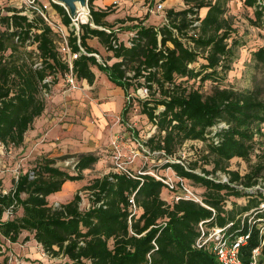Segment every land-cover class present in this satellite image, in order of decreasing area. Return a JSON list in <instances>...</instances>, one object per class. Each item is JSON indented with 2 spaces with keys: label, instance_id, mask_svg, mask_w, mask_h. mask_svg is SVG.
<instances>
[{
  "label": "trees",
  "instance_id": "1",
  "mask_svg": "<svg viewBox=\"0 0 264 264\" xmlns=\"http://www.w3.org/2000/svg\"><path fill=\"white\" fill-rule=\"evenodd\" d=\"M94 1L88 0L90 18L79 24L78 35L73 30L67 35L71 51L78 54L72 75L88 85L95 81L94 68L105 75L124 93L122 118L133 105L129 90L138 93L140 87L147 88V96L137 102L154 131L142 145L157 159H165L162 169L170 168L193 187H203L202 200L168 203L161 198L165 185L155 177L127 178L111 172L83 187L87 209L79 208V192L52 207L47 197L61 191L66 182L83 180V172L98 157L80 154L68 171L42 156L19 173L6 193L0 191V239L14 244L27 232L45 253L62 256V264H218L210 242L195 246L203 222L206 229H223L228 240L245 237L238 249L239 264H264L263 89L215 86L205 93L200 88L206 81L225 78L241 46L224 16L231 0H183L186 7L167 9L166 21L158 26L142 24L149 13L142 19L130 17L137 23L130 27L133 35L126 42L106 21L113 5L95 9ZM242 3L253 9L250 25L264 31V0ZM51 4L67 29L69 15L62 6ZM201 9H206L203 17ZM6 11L5 15L0 11V145L20 147L45 110L43 91L49 94L58 76L69 73V66L58 51L61 40L36 10L30 9L32 16L16 8ZM93 38L115 62L96 59L97 50L87 43ZM262 39L264 43V34ZM251 58L264 67V45L252 51ZM187 141L203 144L201 160L210 170L201 168L198 173L196 163L170 159ZM234 158L246 162L248 172L229 169ZM217 172L227 181L217 178ZM228 197L246 200L231 202L228 208ZM5 263L6 258L0 261Z\"/></svg>",
  "mask_w": 264,
  "mask_h": 264
},
{
  "label": "rangeland",
  "instance_id": "2",
  "mask_svg": "<svg viewBox=\"0 0 264 264\" xmlns=\"http://www.w3.org/2000/svg\"><path fill=\"white\" fill-rule=\"evenodd\" d=\"M160 1L162 0H147L150 2L148 9L152 10L154 5ZM181 2L184 3L183 0H171L170 7L163 4V12L170 8L174 11L184 9L186 6ZM103 3L109 2L103 0ZM46 6L47 9H44ZM6 8H16L29 16H32L30 9L36 10L37 14H39L37 10H44L43 14L48 20L46 22L56 32L57 41L64 40V37L68 41L67 34L70 28L67 26L65 30L61 16L54 9L50 0H0L2 15L7 14ZM62 8L70 18L80 20L77 15L70 14L67 8L63 6ZM148 13L150 16L153 15V21L157 26L165 20L162 13ZM224 16L235 29L233 36L240 40L241 46L238 47L232 69L225 78L216 83L204 82L200 87L201 91L208 93L215 86L235 90L257 87L262 88L264 94V67L256 65L251 58V52L264 45L262 39L264 31L253 27L249 22L254 18L253 9L245 7L242 0H231L226 4ZM129 18L127 17L126 20ZM118 23L116 20L112 21L113 30L117 38L121 40L120 34L125 33L128 27L127 25L121 27L117 25ZM87 43L97 50L95 57L99 62L111 64L116 61L112 58V54L99 44L97 39L93 42L87 41ZM57 46H59L58 43ZM96 73L99 78L95 79L93 85H88L81 80L70 85L65 76H58L57 83L51 87L48 96L44 97L45 110L42 115L45 116L46 121L42 123L40 129L36 130L35 123L30 130L32 132L26 133L27 140L25 139L20 147L0 145V191H8L19 173L31 169L42 156L55 159V165L61 169L72 171L76 157L87 153L96 155L97 163L83 172V180L78 181L76 187L70 184V187L63 189L62 192L50 194L59 193L56 202H49L50 206L57 207L66 203L72 199L76 192H79L81 196L79 208L87 209L89 200L83 187L94 178L115 172L116 162L122 163L123 167L134 175L144 172L153 177L176 182V175L170 168H161L165 159H157L155 153L148 151L142 145V141L154 131L146 116L140 113L137 98L144 96L130 89L129 94L134 100L133 105L126 117L122 118L120 113L126 101L123 91L113 86L107 78L105 81L98 70ZM48 80H51V77ZM188 83L192 84L193 81ZM198 86L199 82H196L194 87ZM103 104H115V108L101 111L99 115H95L93 107L100 108ZM202 148L203 144L199 141H187L170 159L184 163L194 162L198 165L196 169L198 173L201 168L210 170L211 166L203 165L201 160ZM254 161L253 157L252 163ZM229 169L243 175L248 172L249 165L234 158L229 162ZM224 176L220 172L216 173V177L219 179ZM260 185L264 188V180L260 181ZM193 189L201 202L205 189L197 185H194ZM169 195L171 197V194ZM245 200L244 198L228 197L226 206L230 208L231 202L242 204ZM172 202L173 199H171ZM4 218H7V214L4 215ZM4 258H6L5 264H62L65 261L60 255L52 256L45 253L42 247L33 240V236L27 232H23L14 244L0 239V261Z\"/></svg>",
  "mask_w": 264,
  "mask_h": 264
},
{
  "label": "built area",
  "instance_id": "3",
  "mask_svg": "<svg viewBox=\"0 0 264 264\" xmlns=\"http://www.w3.org/2000/svg\"><path fill=\"white\" fill-rule=\"evenodd\" d=\"M50 2L55 3V0H50ZM121 2V0H113L112 5H118ZM88 3V0H86V4ZM50 4V3H48ZM64 7V6H63ZM66 8V7H65ZM85 11V21L83 22L80 18L72 19L70 18V23L68 27L70 30H73L75 35H78L79 32V24L81 23H87L89 21V9H88V4L85 7H81ZM44 9H47V6L44 7ZM39 14L43 17L45 21H48L47 18L44 16L43 12L44 10H37ZM148 12H151L152 14H157V13H162L163 17H165V12H163V3L162 1L157 2L152 10H148ZM79 17V10H77V13L75 14ZM166 20H164L165 22ZM197 25V22L193 23V26ZM66 30V28H65ZM109 32V31H107ZM68 35V34H67ZM133 33L130 34L132 36ZM128 41V40H127ZM113 46L115 47L116 44L114 41H112ZM128 45L130 43L128 42ZM80 51L85 53L83 48L79 47ZM58 51L61 53L62 59L68 63L69 66V73L65 75L67 82L70 85H74L76 79L72 75V61L77 58V53H73L68 45L67 39L64 37V40H61L58 46ZM47 81V80H45ZM138 93L141 96H147V88L145 87H140L138 89ZM43 96L47 97L48 94L43 91ZM223 126V125H221ZM119 175H123L127 178H135L137 175L132 174L129 172L126 168L123 167V164L120 162H116V168L115 172ZM140 174H147V173H139ZM155 177V176H154ZM157 180L161 181L165 185V189L169 192H171V199L173 201H177L179 199H184V200H192L195 202H200V199L198 198L196 192L193 189V186L190 185L185 179H181L176 176V182H170L169 180L163 179V178H158L155 177ZM222 182L227 181V177H223L220 179ZM3 193H6L5 191H2ZM203 222L199 223V230L201 233V236L197 239L195 246L197 248H200L204 246L205 244H208L209 242L212 244V252L214 253L217 263L218 264H239L238 261V249L241 244H243L245 237H239L236 240H228L223 237L222 231L223 229L219 228H211V229H206L203 225Z\"/></svg>",
  "mask_w": 264,
  "mask_h": 264
},
{
  "label": "crops",
  "instance_id": "4",
  "mask_svg": "<svg viewBox=\"0 0 264 264\" xmlns=\"http://www.w3.org/2000/svg\"><path fill=\"white\" fill-rule=\"evenodd\" d=\"M112 1L113 0H108L109 3L105 4V3H103V0L102 1L101 0H95L93 2V5H94L95 9H104L107 6H111ZM155 1H157V0H155ZM170 2H171V0L162 1V3L165 4L167 7H170V5H171ZM181 3L184 5L183 2H181ZM149 4H150V2H147V0H121V2L118 5L112 6L113 13L111 15L107 16L106 21H108L109 23H112V21H114V20H116V21L125 20L123 23H118L117 25H119L121 27L127 25V27H128V30H126L125 33L120 34V36L122 37V39L120 41H123V42L127 41L129 35L131 33H133V29H131L130 27L137 23V21H129V20H126V18L132 17V18L142 19V17L148 13ZM118 7H120V8H118ZM183 7H185V6H183ZM205 13H206V9L200 10V16L201 17H203L205 15ZM142 24L143 25H156L153 21V15L152 16L149 15V17L146 20H144L142 22ZM93 41H96V38L88 40V42H93ZM93 71L95 73V79H98L99 76L96 73L97 70L95 69ZM101 75H102V78L105 81H107L105 79L106 78L105 75H103V74H101ZM82 82H85V81H82ZM110 108H115V104H103L100 108L97 106H94L93 107V113L95 115H99L101 111H105V110H108ZM38 119H40V120H38ZM35 121H34L32 126H34L36 123V127H37L36 130H37V129H40V126L43 125L42 123H44L46 121V119H45V116L42 115V117L40 116ZM30 132H32V131H30ZM48 135H49V133H48ZM25 139L27 140V138H25ZM76 183L77 182H73L72 184L76 187V185H77ZM58 194L49 195L47 197L48 203L49 202L51 203L52 201L56 202ZM161 198L163 200H165L166 202L171 203V197L165 188L161 192Z\"/></svg>",
  "mask_w": 264,
  "mask_h": 264
},
{
  "label": "water",
  "instance_id": "5",
  "mask_svg": "<svg viewBox=\"0 0 264 264\" xmlns=\"http://www.w3.org/2000/svg\"><path fill=\"white\" fill-rule=\"evenodd\" d=\"M77 3L80 7H85L88 4H86V0H55V4L66 7L72 15L77 13Z\"/></svg>",
  "mask_w": 264,
  "mask_h": 264
},
{
  "label": "bare ground",
  "instance_id": "6",
  "mask_svg": "<svg viewBox=\"0 0 264 264\" xmlns=\"http://www.w3.org/2000/svg\"><path fill=\"white\" fill-rule=\"evenodd\" d=\"M77 6V10H79V17L81 18V20L84 22L85 21V11L78 5V3L76 4ZM73 182H66L61 189V192L63 191V189H67L70 187V184H72ZM60 192V191H59Z\"/></svg>",
  "mask_w": 264,
  "mask_h": 264
}]
</instances>
